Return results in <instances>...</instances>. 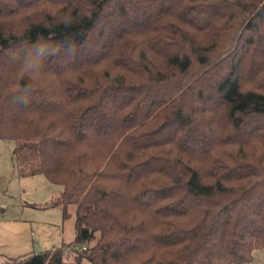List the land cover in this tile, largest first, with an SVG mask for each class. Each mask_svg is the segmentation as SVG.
<instances>
[{
	"label": "trees",
	"instance_id": "16d2710c",
	"mask_svg": "<svg viewBox=\"0 0 264 264\" xmlns=\"http://www.w3.org/2000/svg\"><path fill=\"white\" fill-rule=\"evenodd\" d=\"M0 140L75 207L74 242L2 264L252 262L264 0H0Z\"/></svg>",
	"mask_w": 264,
	"mask_h": 264
},
{
	"label": "rangeland",
	"instance_id": "374dc122",
	"mask_svg": "<svg viewBox=\"0 0 264 264\" xmlns=\"http://www.w3.org/2000/svg\"><path fill=\"white\" fill-rule=\"evenodd\" d=\"M16 147L12 140H0V218L31 221L37 237L44 243V250L37 253L61 247L64 241L74 242L75 207H70L71 215L65 219L63 209L54 206L61 197L62 187L51 183L44 174L31 176L28 172L32 162L25 161L22 155L19 167L14 165ZM62 236H65L63 241L59 240ZM67 257L74 259L72 254Z\"/></svg>",
	"mask_w": 264,
	"mask_h": 264
},
{
	"label": "crops",
	"instance_id": "0c3cea01",
	"mask_svg": "<svg viewBox=\"0 0 264 264\" xmlns=\"http://www.w3.org/2000/svg\"><path fill=\"white\" fill-rule=\"evenodd\" d=\"M32 225L31 221L26 219L0 218V264L12 257L29 256L44 250L43 240L37 237ZM61 238L59 240H65V236ZM64 242L63 244L66 243ZM246 264H264V248L255 250L253 261Z\"/></svg>",
	"mask_w": 264,
	"mask_h": 264
},
{
	"label": "clouds",
	"instance_id": "9594fccd",
	"mask_svg": "<svg viewBox=\"0 0 264 264\" xmlns=\"http://www.w3.org/2000/svg\"><path fill=\"white\" fill-rule=\"evenodd\" d=\"M69 48H71L72 46L71 45H68Z\"/></svg>",
	"mask_w": 264,
	"mask_h": 264
},
{
	"label": "built area",
	"instance_id": "2783aa9c",
	"mask_svg": "<svg viewBox=\"0 0 264 264\" xmlns=\"http://www.w3.org/2000/svg\"><path fill=\"white\" fill-rule=\"evenodd\" d=\"M83 249H85V247H83Z\"/></svg>",
	"mask_w": 264,
	"mask_h": 264
}]
</instances>
